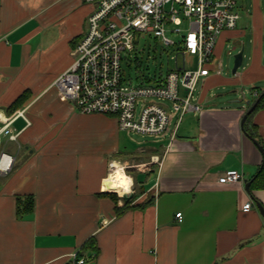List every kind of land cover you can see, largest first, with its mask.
<instances>
[{"label":"crops","instance_id":"crops-1","mask_svg":"<svg viewBox=\"0 0 264 264\" xmlns=\"http://www.w3.org/2000/svg\"><path fill=\"white\" fill-rule=\"evenodd\" d=\"M91 10L84 0H0V156L13 159L9 171L0 169V264H71L77 251L86 264H264V217L245 188L263 154L241 125L254 102L202 105L229 83L220 61L194 92L201 111H189L164 140L141 149L150 156L145 169H123L132 178L126 191L135 186L130 207L117 214L125 201L106 190L124 191L110 187L124 130L114 116L78 112L55 85L75 61ZM244 34L225 30L212 62ZM234 78L255 98L264 92L257 87L264 51L256 31L250 60ZM251 121L264 146V109ZM229 170L244 181L219 182ZM253 194L264 206V190ZM29 195L34 210L19 217L17 201ZM91 238L96 249L85 250Z\"/></svg>","mask_w":264,"mask_h":264},{"label":"built area","instance_id":"built-area-1","mask_svg":"<svg viewBox=\"0 0 264 264\" xmlns=\"http://www.w3.org/2000/svg\"><path fill=\"white\" fill-rule=\"evenodd\" d=\"M238 1L84 0L92 7L87 31L74 47V63L57 78L55 85L61 97L80 113L113 114L121 130L164 135L171 114L167 104L160 101L171 103V112L180 114L178 121L186 112L201 111L200 105L193 103L194 92L201 78L210 74L219 37L225 30L238 26ZM184 25L187 27L182 29ZM167 27L178 39L167 36ZM145 34L154 35L168 47L177 46L184 60L187 54L197 56V68L186 69L184 65L170 70L154 84L124 81L123 53L132 51L136 40ZM23 114L24 110L18 111L13 119ZM12 162L11 156L1 154L0 169L9 171ZM239 181H244V175L236 170L226 171L219 178V182L226 184ZM251 207V203H246L243 209L249 211ZM176 216L182 221V213ZM86 261L78 251L71 256V264Z\"/></svg>","mask_w":264,"mask_h":264},{"label":"rangeland","instance_id":"rangeland-1","mask_svg":"<svg viewBox=\"0 0 264 264\" xmlns=\"http://www.w3.org/2000/svg\"><path fill=\"white\" fill-rule=\"evenodd\" d=\"M238 9L241 13V19L238 23V29L241 32H245L244 35L235 37L225 46L222 55L219 59H215L212 63L222 64V76L229 80L228 84L221 85L211 90L204 107H220L227 105L237 106H249L248 101L254 102L256 99L250 94L248 89H242L240 83H235L234 77L242 72L243 67L249 62L252 53V34L254 31L263 38V51H264V0H239ZM187 26L184 25L182 29ZM167 36L176 40L178 37L169 31L167 27ZM244 48V64L238 69L236 75H233L232 70L234 67L235 55ZM177 56V61L175 57ZM212 63L210 68L212 69ZM196 69L198 66L197 56L187 54L185 60L183 56L179 54L177 46L168 47L161 39L154 37V35L145 34L141 39L136 40L135 48L132 51L123 53L122 69L124 74V81L132 84H138L141 82H148L154 84L157 80L164 78L170 70L177 68ZM258 88L264 90V81L257 85ZM201 89V80L198 84L196 94H199ZM183 93V90L181 89ZM156 100V99H155ZM157 101V100H156ZM168 106V111L171 114V124L169 129L174 127V123L179 118V113L171 112L172 107L169 101H160ZM191 114L186 112L183 114L181 121L187 118ZM170 129V131H171ZM166 136H169L167 134ZM164 135H144L132 131L120 132L119 151L123 152L124 156L120 157L118 162L121 166L131 168L132 165L139 164L137 168H143L142 163L148 161L150 156L149 152L142 150L146 147V144L155 141H161ZM169 139V138H168ZM167 139V140H168ZM136 179L137 175L135 174ZM143 175L139 176V180L143 179ZM134 184L129 192L134 191Z\"/></svg>","mask_w":264,"mask_h":264},{"label":"trees","instance_id":"trees-1","mask_svg":"<svg viewBox=\"0 0 264 264\" xmlns=\"http://www.w3.org/2000/svg\"><path fill=\"white\" fill-rule=\"evenodd\" d=\"M259 96H260V94H258V97ZM256 99H255V101H256ZM260 109H264V96H262L260 98L259 102L257 103L256 108L253 110V112L246 119V122L244 124V130L253 141L257 140L261 145H263V141H262L261 137L258 135V132L256 130V126L251 121L252 115L257 110H260ZM107 115L116 117L113 114H107ZM126 172H130V170L127 169ZM258 189L264 190V161L261 163L257 173L252 178V183H251L250 190H249V193L251 194V196L253 197V199L255 201H257V199L254 197L253 191L258 190ZM106 194L109 195L116 203H118L119 195L116 192H107ZM132 201L133 200L130 199L129 201L125 202V205L123 207H121V208L117 207V210H116L117 214H119L123 210L129 208ZM138 206H142V204L141 205L139 204ZM34 207H35V200H34L33 196L29 195V196H26L24 198H19L17 201V215L19 217H21V216H24L26 214H29L34 210ZM132 207H134V206H132ZM94 244H95L94 240L91 238L86 244H84L83 248L85 250H89V249L95 250L96 248H95Z\"/></svg>","mask_w":264,"mask_h":264},{"label":"water","instance_id":"water-1","mask_svg":"<svg viewBox=\"0 0 264 264\" xmlns=\"http://www.w3.org/2000/svg\"><path fill=\"white\" fill-rule=\"evenodd\" d=\"M243 54H244V48H242L236 55H235V61H234V67L232 70L233 75H235L238 71V69L242 66L243 64ZM264 96V92H262L260 94V96L256 99V101L250 106V108L246 111V113L244 114L242 120H241V125L244 126L246 119L248 118V116L253 112V110L256 108L257 103L259 102L260 98ZM248 104H250V101H248ZM254 143L257 145V147L259 148V150L261 151V153L263 154V161H264V146L261 145L257 140H254ZM252 180H249L246 182L245 184V188L247 191L250 190V186H251ZM117 193V192H116ZM121 193V197L122 199L127 202L130 199H132L133 194L129 193V192H119ZM256 206L259 209L261 215L264 217V206L263 204H261V202H259L258 200L256 201Z\"/></svg>","mask_w":264,"mask_h":264},{"label":"bare ground","instance_id":"bare-ground-1","mask_svg":"<svg viewBox=\"0 0 264 264\" xmlns=\"http://www.w3.org/2000/svg\"><path fill=\"white\" fill-rule=\"evenodd\" d=\"M111 180H110V187L114 190L122 189L124 192L129 189V187L132 184V178L130 175H128L122 168V166L114 162L113 168L111 171ZM123 192V191H122Z\"/></svg>","mask_w":264,"mask_h":264}]
</instances>
